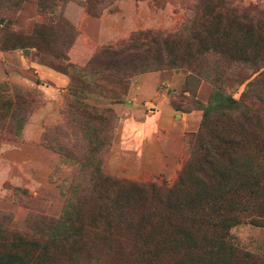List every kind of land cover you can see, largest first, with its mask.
Segmentation results:
<instances>
[{
    "label": "rangeland",
    "instance_id": "374dc122",
    "mask_svg": "<svg viewBox=\"0 0 264 264\" xmlns=\"http://www.w3.org/2000/svg\"><path fill=\"white\" fill-rule=\"evenodd\" d=\"M254 7L263 9V24L250 19ZM178 29L181 35L166 45L146 41L144 51L151 49L138 63L151 68L123 81L117 79L121 73L111 77L103 67L87 65L96 46L114 45L136 31ZM247 31L264 39V0H0V134L17 126L12 111L22 118L18 133L4 131L0 138V253L9 249V230L26 232L39 211L65 220V226L46 232L64 237L52 246L53 264H185L188 230L195 247L206 245L211 234L216 238L219 234L184 211L167 213L150 195L141 201L130 195L124 197V216L138 221L156 212L153 230L144 236L149 248L133 255L120 238L100 231L115 193L105 177L170 187L183 170L184 135L178 141L175 133L162 147L136 145L133 136H149L137 126L129 135V122L153 110L138 100L152 92V79L174 110L199 115L187 131L191 135L213 93L210 76L227 73L221 79L224 92L245 105L247 118L239 123L264 140V104L241 98L247 81L233 84L229 77L256 55L238 51ZM263 52L264 47L258 55ZM255 86L262 89L264 79ZM226 117L219 115L221 121ZM243 205L241 213L236 210L243 221L226 237L237 250L233 264H252L241 261L246 254L264 261V225L249 223L248 202ZM110 216L112 232L114 226L125 231L122 214Z\"/></svg>",
    "mask_w": 264,
    "mask_h": 264
},
{
    "label": "trees",
    "instance_id": "16d2710c",
    "mask_svg": "<svg viewBox=\"0 0 264 264\" xmlns=\"http://www.w3.org/2000/svg\"><path fill=\"white\" fill-rule=\"evenodd\" d=\"M240 9L251 12V7ZM252 9L254 14L250 19L254 18L258 24H263L261 17L263 9L257 7ZM226 11L235 13L236 9L228 8ZM181 33L179 29L169 32L136 31L122 42L94 47L87 65L90 64L92 69L103 67L111 77H114L112 72L121 73L117 79L123 81L125 77L151 68L138 63L142 52H149L151 49L144 51L146 48L144 49L142 45L146 41L166 45L173 42ZM245 40L246 45L238 51L243 56L250 53L252 57L254 52L256 55L251 58L248 67L240 62L242 65L233 69L229 77L235 81L233 84L247 81L241 98L248 97L264 104V86L260 90L255 86L257 81L264 79V52L258 55V51L264 47V39L247 31ZM156 50L160 54V50ZM217 75L219 78L210 76L213 93L209 102L202 106L203 115L198 130L191 135L189 133L184 135L188 159L172 186L166 187L155 181L137 182L105 177L113 184L115 190L113 201L110 200L112 205L110 214L115 216L120 212L127 228L125 231H117L114 226L115 232H112L108 225L113 221L107 211L102 217L107 226L101 225L100 231L102 234L120 238V243L127 245L130 248L128 251L133 255L146 252L149 248L144 236L145 232L153 230L152 217L156 212L151 211L152 217L149 216L150 212L146 214V218L138 216V221H134L130 216H124V197L130 195L138 201L150 195L154 204L155 202L162 204L163 210L167 213L184 211L191 219L202 221L211 231L219 234L216 238L211 234L205 242L206 245L195 247V240L190 237L192 232L188 230L184 236L189 244L181 256L186 260L185 264H231V262L233 264L237 250L226 237L232 225L243 221L236 213V210L240 213L244 210L243 202H248L246 216L248 220L250 219L249 223L264 225V140L239 123V120L247 118L245 105L242 100H236L224 92L225 87L222 86L221 79L225 78L227 73ZM225 79L227 80V76ZM18 106L14 103V107ZM237 110L244 114L234 115L233 112ZM218 114L228 117L221 121ZM1 117L0 114V119ZM11 117L17 126L10 128L8 126L6 130L5 127L2 131L13 135L19 132L22 118L15 115V111H12ZM62 220L39 211L33 216L28 228L32 232L9 230L11 236L7 240L9 239L10 246L6 252L0 253V264H53L56 258L52 246L62 242L64 237L57 232L53 237H49L46 232L58 228L61 223L65 226V220L63 218ZM178 254L179 249L173 252L174 257ZM242 258L252 264H264L263 260L249 254L243 255L241 261Z\"/></svg>",
    "mask_w": 264,
    "mask_h": 264
},
{
    "label": "crops",
    "instance_id": "0c3cea01",
    "mask_svg": "<svg viewBox=\"0 0 264 264\" xmlns=\"http://www.w3.org/2000/svg\"><path fill=\"white\" fill-rule=\"evenodd\" d=\"M151 83L154 85L152 92L143 96L141 95V97L139 96L138 100L140 106H143V103L150 104L153 106V110L147 112V117L143 120L132 119L128 124V130L130 135L132 128L135 129L134 126H137L139 131H144L145 134H149V139H144L143 137L136 138L133 136L136 145H144V147H162L165 146L168 140L174 138L173 135L175 133H177L178 141H180L179 135L182 137V135H185L187 131L192 129L199 115L196 112L184 113L174 110L169 103L168 95L155 90L156 82L153 79ZM133 104H135V102ZM143 122H150L151 124L149 125L147 123L142 126L141 123ZM152 135H155L153 139H151Z\"/></svg>",
    "mask_w": 264,
    "mask_h": 264
}]
</instances>
